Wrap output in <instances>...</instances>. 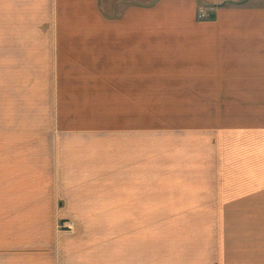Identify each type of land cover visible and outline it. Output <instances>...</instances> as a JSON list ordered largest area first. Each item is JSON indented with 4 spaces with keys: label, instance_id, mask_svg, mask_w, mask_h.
Wrapping results in <instances>:
<instances>
[{
    "label": "rangeland",
    "instance_id": "1",
    "mask_svg": "<svg viewBox=\"0 0 264 264\" xmlns=\"http://www.w3.org/2000/svg\"><path fill=\"white\" fill-rule=\"evenodd\" d=\"M2 55L0 247L66 242L70 264H125L144 242L158 264L183 234L264 264V91L159 60L148 91H100L93 68L63 90L53 61Z\"/></svg>",
    "mask_w": 264,
    "mask_h": 264
},
{
    "label": "crops",
    "instance_id": "2",
    "mask_svg": "<svg viewBox=\"0 0 264 264\" xmlns=\"http://www.w3.org/2000/svg\"><path fill=\"white\" fill-rule=\"evenodd\" d=\"M206 1L0 0L1 58L53 61L63 90L66 75L93 68L100 91H148L151 61L159 60L182 76L221 73L239 91H264V0ZM200 7L212 17L198 18ZM182 235L172 250L159 248L158 264H226L224 244ZM46 246L19 254L0 247V264H70L66 242ZM246 257L238 264H256ZM125 264H151L150 245L128 242Z\"/></svg>",
    "mask_w": 264,
    "mask_h": 264
},
{
    "label": "built area",
    "instance_id": "3",
    "mask_svg": "<svg viewBox=\"0 0 264 264\" xmlns=\"http://www.w3.org/2000/svg\"><path fill=\"white\" fill-rule=\"evenodd\" d=\"M212 16V14L205 8L200 7L198 9V18H210Z\"/></svg>",
    "mask_w": 264,
    "mask_h": 264
}]
</instances>
